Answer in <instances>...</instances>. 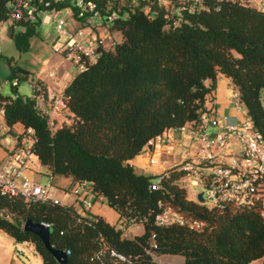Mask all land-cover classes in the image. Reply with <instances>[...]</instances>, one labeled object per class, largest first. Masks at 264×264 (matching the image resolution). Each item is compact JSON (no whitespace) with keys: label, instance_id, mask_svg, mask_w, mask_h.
<instances>
[{"label":"trees","instance_id":"trees-1","mask_svg":"<svg viewBox=\"0 0 264 264\" xmlns=\"http://www.w3.org/2000/svg\"><path fill=\"white\" fill-rule=\"evenodd\" d=\"M8 1L0 0V22L7 18ZM95 1L105 15L104 0ZM202 5L178 16L158 7L151 15L143 3L114 1L118 16L109 30L120 39L64 87L72 121L54 131L37 114L32 96L0 94L6 123L20 124L22 134L34 130L32 151L44 173L88 186L95 200L105 198L118 220L142 225V233L128 237L99 214L0 194V229L16 241L31 242L43 264H161L154 256L163 254L181 255L183 264L264 262L257 206L207 208L187 198L181 171L169 169L153 188L154 176L136 173L130 163L165 130L199 120L218 74L238 90L245 115L264 141V11L247 0H203ZM8 33L25 52L38 34L36 22L11 23ZM7 61V80H16V91L20 80L33 75L12 57ZM165 205L202 227L156 225L154 216ZM26 219L52 227L50 243L66 252V263L23 230Z\"/></svg>","mask_w":264,"mask_h":264},{"label":"built area","instance_id":"built-area-1","mask_svg":"<svg viewBox=\"0 0 264 264\" xmlns=\"http://www.w3.org/2000/svg\"><path fill=\"white\" fill-rule=\"evenodd\" d=\"M114 1L119 0H104L107 13L102 15L95 0H9L6 4L8 15L4 21L34 23L42 20L48 22L52 19L59 35L67 36L63 44L56 41L59 38L57 37L52 48L70 59L75 65L73 73H77L84 70L88 64L95 62L101 51L114 43L115 40L108 30L97 31L104 22L110 23L118 16L117 11L113 9ZM130 1L133 4L143 3L145 11L150 12L151 15L157 14L158 7L165 8L167 15L177 16L183 11L190 12L204 8L203 0ZM247 2L256 9L264 11V0H247ZM64 3L68 5L59 6ZM63 11L71 13L77 19L88 15L90 17L99 16L101 19L105 17V20L95 23L91 18L86 23L88 29L79 28L78 36H76L65 27L66 18ZM48 77L54 78L57 85L58 79L53 71L48 73ZM14 82L16 83V80ZM29 86L37 114L47 120L52 131L60 128L64 122L55 129L57 120L63 121L59 112L67 109L63 88L58 87L54 90L52 86L35 76L31 77ZM229 98L236 110H243L237 89L230 93ZM262 98H264V91ZM208 99L210 109L202 112L197 122L165 130L146 144L143 153L147 158V164L151 166L160 164L159 157L163 152L172 153L176 132L186 133L197 144L196 151L181 147L178 159L172 163L171 167L157 176L153 188L160 184L163 176L168 175L169 169H175L183 173L179 180L180 184L187 179L192 186H202V190L198 192L202 195V201L199 202L196 199L195 202L218 211H223L226 207L251 208L257 206L264 224V141L262 136L246 115L244 119L236 123H225L217 114L214 100L210 97ZM55 113L58 115L53 118L52 115ZM9 132L10 126L5 121L4 110L0 103V139ZM22 137H24L20 140L22 150L16 151L14 148L6 150L0 161V194L8 197L20 196L28 203L49 202L64 206L63 202L55 197L53 176L45 173V180L39 182L36 174H42L40 168L37 171L31 169L30 158L35 156L32 151L35 141L34 130L28 127ZM82 187L85 186L76 183L73 193L78 194ZM85 189L88 190V186ZM97 200L105 202L103 196L98 197ZM91 207L92 204L89 202L84 204V212L89 211ZM154 223L159 226L187 225L194 229H200L203 225L201 221L190 220L167 205L162 206L154 216ZM125 224L138 223L129 220ZM119 257L126 260L122 256Z\"/></svg>","mask_w":264,"mask_h":264},{"label":"rangeland","instance_id":"rangeland-1","mask_svg":"<svg viewBox=\"0 0 264 264\" xmlns=\"http://www.w3.org/2000/svg\"><path fill=\"white\" fill-rule=\"evenodd\" d=\"M247 4H249L247 2ZM63 15L66 18L65 27L69 29L70 32L78 36V29L87 30L86 23L92 20L95 23L103 22L104 18L99 16H85L82 19L75 18L71 13L63 11ZM109 24V22H107ZM11 22L3 21L0 22V94L3 96H14L19 94L23 97L31 96V88L29 86L31 77L29 79L20 80L17 84V90L13 89L14 81L7 80V72L5 69V62L8 57H12L18 65L29 70L31 75L42 79L48 83L54 90L58 89V86L54 82V78H49L48 73L53 71L54 76L62 83H68L72 77L75 75L73 70L75 69L74 63L65 57L64 54L56 52L53 50L52 46L56 38V41L63 44L67 39L66 35H59L54 21L51 19L48 22L36 21V30L38 34L30 37L29 47L25 52H19L16 48L13 39L8 33L9 26ZM16 30L20 28L16 27ZM100 28L97 29L100 32ZM114 40H119V34L113 36ZM262 104L264 106V98L262 99ZM207 109H210V100L206 101ZM63 121L57 120L55 129L59 127L63 122L64 124H69L72 121L71 113L67 109H63L60 112ZM245 109L236 112L234 120L244 119ZM58 113L52 115L56 118ZM23 129L20 124H15L10 127V132L3 135L0 139V159L3 154L8 149H15L16 151H21V139ZM174 149L172 153L166 154L163 152L159 157L160 164L158 166H147L144 169L142 167H135V172L144 175L154 176L153 180H156L157 176L171 167L172 162L178 159V155L181 151V147L188 148L190 150H197V144L186 134L176 132L174 134ZM30 166L32 171H37L40 168L41 173L36 174V179L39 182L45 180V168L39 163L36 157L31 156ZM145 163H147V158H145ZM207 172V169H205ZM181 185L185 188L187 192V198L190 200H196V195L202 190L201 185L192 186L189 180H184ZM70 182L62 176H53V187L55 190V197L63 202V205L71 206L78 213H84L83 205L87 202L92 204L90 212H94L97 208L101 207V210L105 214L106 218L110 223L115 224L117 228L123 230L124 235L130 237L136 234L142 233L141 224L126 225L123 220H118L116 212L110 208L106 202H100L95 200L92 193L82 187L79 189L78 194H74L73 190L76 186L75 182ZM70 186V188H67ZM158 261L161 264H183V256L177 254H163L159 256ZM0 264H43L41 255L34 249L31 242L27 241H16L6 232L0 229ZM249 264H262L261 259H255Z\"/></svg>","mask_w":264,"mask_h":264},{"label":"crops","instance_id":"crops-1","mask_svg":"<svg viewBox=\"0 0 264 264\" xmlns=\"http://www.w3.org/2000/svg\"><path fill=\"white\" fill-rule=\"evenodd\" d=\"M109 25L107 22H104L101 26H100V29L102 30H109ZM111 33V32H110ZM116 34H119V33H113L111 34L112 36L116 35ZM120 36V34H119ZM5 69H6V72L7 74L9 73V65H8V61L6 59V62H5ZM42 80V79H41ZM43 81V80H42ZM44 83H46L44 81ZM69 83V82H68ZM66 82L62 83L61 81L58 80L57 82V86L59 88H63L68 84ZM207 84L209 83V81L206 82ZM48 84V83H46ZM49 85V84H48ZM236 89L233 84L231 83L230 79L228 77H226L225 75L223 74H218L217 76V80H216V83H215V87L214 89H212V91L210 92L209 96L211 99L214 100V103H215V108H216V111H217V114L223 119V121L227 124H231V123H236L238 121H240L239 119L237 120H234V116L236 114V112H240L238 110H236V108L234 107L233 103L230 101V98H229V95L230 93ZM245 117V114L244 116ZM242 120V119H241ZM5 154V153H4ZM3 154V156H4ZM3 156L1 157V159L3 158ZM145 154L142 153L138 156H136L134 159H132L130 161V163L135 167L137 168H140L142 167L143 169L147 166H149L147 163H145ZM0 159V161H1ZM173 163V162H172ZM63 177V176H62ZM68 181H70V178H67L65 177ZM97 200V199H96ZM92 208V207H91ZM92 213H95V214H99L101 216H103L105 219L106 216L105 214L103 213V211L101 210V207L97 208L94 212ZM117 214V213H116ZM118 217V215H117ZM108 220V219H107ZM109 221V220H108ZM170 255H173V254H170ZM161 256V255H160ZM155 259L158 260L159 256H155L154 257ZM261 262L262 264H264L263 262V259H261Z\"/></svg>","mask_w":264,"mask_h":264},{"label":"water","instance_id":"water-1","mask_svg":"<svg viewBox=\"0 0 264 264\" xmlns=\"http://www.w3.org/2000/svg\"><path fill=\"white\" fill-rule=\"evenodd\" d=\"M197 201H202L201 193L196 195ZM23 230L36 235L45 246L46 250L60 263L67 262L66 252L61 249H56L50 243V232L52 227L43 222H33L31 219H26L23 222Z\"/></svg>","mask_w":264,"mask_h":264}]
</instances>
